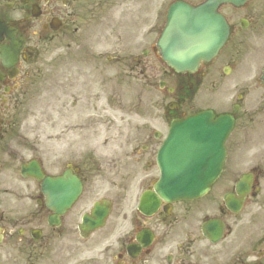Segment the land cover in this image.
<instances>
[{
    "label": "flooded vegetation",
    "instance_id": "obj_1",
    "mask_svg": "<svg viewBox=\"0 0 264 264\" xmlns=\"http://www.w3.org/2000/svg\"><path fill=\"white\" fill-rule=\"evenodd\" d=\"M164 1L161 0V15ZM0 19L9 24L14 23L18 35L25 40L24 59H28L33 52L36 44L31 42L36 37L53 40L57 34H63L68 62L61 65L60 72L53 69V75L61 79L55 78L52 81L51 111L61 107L67 110L65 102L60 101L59 104L56 101L59 82L63 98L68 93L64 89L65 85H79L87 78L102 76L106 72L93 69L98 75L94 72L87 75L75 63L69 62L78 57L83 37L88 40L122 38L126 33V37L132 40L129 46L122 47L120 53H132L150 36L148 0H0ZM92 20L97 31H85L83 28L89 26ZM55 27L57 31L53 29ZM123 28L127 30L121 31ZM263 38L257 35L256 30L246 35L238 32L236 44L243 52H258ZM132 58L119 57L118 60L124 61L123 66L128 67L130 73L134 69H141V73L148 77L146 57L136 56L135 63ZM24 68L18 66L14 80H10V69L0 61L3 83L9 86L10 83L14 84V90H10V93H14L13 99L9 100L14 102L15 108L18 102L16 94L22 88L21 76H27L31 71ZM183 88L181 84L180 90ZM176 92L175 89L173 93ZM186 94L180 91V96ZM189 111L183 105L176 109L167 108L161 113V131L168 125L170 116H180ZM16 116V111L5 110L0 126V233L3 236L0 264L9 261L20 264L22 260L28 264L43 261H49L50 264H264V169L261 159L245 169L253 173L254 180L253 190L247 196L242 212H231L214 197L213 204L218 211L215 215L226 223L225 240H228L222 246H215L201 234L200 220L209 216L207 204L163 202L152 216L140 213L133 217L128 215V201L123 199L126 196H121L133 193L135 180H140L145 189L153 182V176L149 177L148 173L133 175L130 174L133 168L127 169L134 164L132 134L124 136L123 142L119 143L120 149L130 151L125 153V159L120 157V167L116 174H82L81 169L74 167L84 184L83 194L71 210L59 215L57 225H53L50 220L56 219L55 214L47 205L41 182L20 177L13 183L12 190L7 192V197L2 190L5 164L13 159L12 152L18 145L16 129L7 125ZM61 134V141L67 149L69 136L64 131ZM140 135L145 143L141 146L142 151L136 162L145 161L144 150L148 152L154 144V136L149 131ZM5 146H8V151L4 149ZM141 164L147 168L153 167L149 159ZM236 175L234 171L231 177L226 176L223 186V180L220 182V189L231 190L233 184L228 186L234 182ZM216 190L219 192L218 186ZM93 198L111 199L112 213L103 228L106 232L101 234L100 229L88 238H81L77 228L78 220ZM243 213L242 217H238ZM142 231L150 232L149 245H143L144 241H148L145 237L139 239ZM80 244L85 245L75 260L70 252Z\"/></svg>",
    "mask_w": 264,
    "mask_h": 264
},
{
    "label": "water",
    "instance_id": "obj_2",
    "mask_svg": "<svg viewBox=\"0 0 264 264\" xmlns=\"http://www.w3.org/2000/svg\"><path fill=\"white\" fill-rule=\"evenodd\" d=\"M232 1L240 2V0ZM214 2L215 0H212L199 9L184 4H178L172 8V15L168 20V27L161 43L168 51L167 58L177 69H194L202 60H210L225 42L228 27L217 13V5ZM217 128L220 126L217 125ZM224 133L225 131L219 132L217 136L215 133L207 132L200 126L199 119L191 118L184 123L182 129L171 135L167 145L161 151V163L165 171L161 188L168 198L189 197L206 188L211 177L208 170L201 171L195 179L191 174V168L185 171L188 175L186 178L183 168H177V166L187 165V162H190V154L196 144L202 140L205 143L210 141L212 145L221 146ZM180 144L186 145L183 151ZM202 163H204L203 160L198 162V165L205 169ZM201 175L206 178L200 179Z\"/></svg>",
    "mask_w": 264,
    "mask_h": 264
},
{
    "label": "rangeland",
    "instance_id": "obj_3",
    "mask_svg": "<svg viewBox=\"0 0 264 264\" xmlns=\"http://www.w3.org/2000/svg\"><path fill=\"white\" fill-rule=\"evenodd\" d=\"M37 63H39V64H44V63H43V58H41L40 60H38ZM43 67H44V66H43ZM43 67H42V68H43ZM46 89H47V82L45 81V78H43V83H42L41 87L39 88V91H40V92H45ZM45 95H47V94H46V93H43V95H41V96H38V95H37V96H38L37 99H38V100H42V97L45 96ZM218 96H219V95H215V96H214V100H215V101H219V100H220V99L218 98ZM153 97H154V95H150V96H149V99H152ZM43 117H44V120H46V119H45V116H43ZM42 127L45 128V129H44V132H47V129L50 128V126H49V125L47 126L46 124H43Z\"/></svg>",
    "mask_w": 264,
    "mask_h": 264
}]
</instances>
